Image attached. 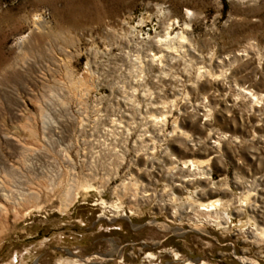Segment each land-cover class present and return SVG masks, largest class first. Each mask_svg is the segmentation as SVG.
I'll use <instances>...</instances> for the list:
<instances>
[{
  "label": "rangeland",
  "instance_id": "obj_1",
  "mask_svg": "<svg viewBox=\"0 0 264 264\" xmlns=\"http://www.w3.org/2000/svg\"><path fill=\"white\" fill-rule=\"evenodd\" d=\"M240 89L264 95V0H0V264H264Z\"/></svg>",
  "mask_w": 264,
  "mask_h": 264
},
{
  "label": "bare ground",
  "instance_id": "obj_2",
  "mask_svg": "<svg viewBox=\"0 0 264 264\" xmlns=\"http://www.w3.org/2000/svg\"><path fill=\"white\" fill-rule=\"evenodd\" d=\"M173 23V22H172ZM185 28V27H184ZM169 30L172 29V27H169L168 28ZM185 39V36L183 35V33L181 31H177L175 32L173 35H171L170 31H166L163 35H161L160 37H158L157 39H155L154 41H152V44H154L157 49H158V52H159V55L154 52L150 53L151 57H150V60L151 61H154L156 59H159L160 57L164 56V52L163 51H166V52H171L172 50L176 49L175 45H177L178 47H181L182 48V43ZM156 49V50H157ZM177 50V49H176ZM163 52V53H162ZM169 57V56H168ZM141 62V61H140ZM199 72H203V71H199ZM198 72V73H199ZM202 74V73H201ZM242 91H244V93H246V95L251 98L253 101H257L260 97L264 96V95H257L256 93H253L252 91H250L249 89H240ZM146 102V101H145ZM156 108L158 106H155L152 101L146 103V108ZM162 107V106H160ZM198 107V106H197ZM202 107V106H201ZM165 108V107H164ZM133 109V108H132ZM153 115V114H152ZM159 117L158 116H150V121L152 123V129L153 128H156L158 123H159ZM165 118V116H164ZM162 119V118H160ZM148 130H146L147 132ZM144 132V131H143ZM146 132H144L142 134V138L143 136L144 137H147V136H151L150 134L148 135ZM169 134V133H168ZM170 135V134H169ZM220 137H225L224 135H220L218 137H216V139H213L212 138V142L215 144L218 143V139H221ZM150 140V139H149ZM153 144V143H152ZM173 167V166H172ZM182 167L183 168H187L189 174L192 175V172L194 173V170H197V171H200V165H198V163L196 164L194 161H191V160H186V161H182ZM202 168V167H201ZM172 169V168H171ZM189 180V177L187 179H185L184 181H187ZM124 186V185H123ZM252 193L247 190V194L245 195L244 197V200L248 199L250 197ZM148 195V194H147ZM69 205V202H65L64 204V208H66V206ZM198 206V205H197ZM200 206V207H199ZM199 208L201 211H203V214H206L208 216H210L212 213H214L213 215L216 217H218V211L220 209H223L225 208V203H223L221 201V199H213V200H210L209 202L207 203H202V202H199ZM15 215H18L20 213V210H15L13 211ZM4 216V215H3ZM212 219V218H211ZM220 221V220H219ZM259 230V231H258ZM252 232V231H251ZM264 234V229L261 228L260 226L258 228L255 229V232L252 233V235L254 236H261Z\"/></svg>",
  "mask_w": 264,
  "mask_h": 264
}]
</instances>
